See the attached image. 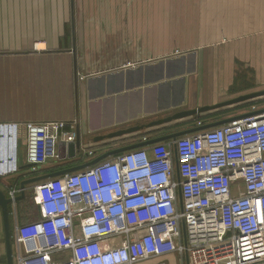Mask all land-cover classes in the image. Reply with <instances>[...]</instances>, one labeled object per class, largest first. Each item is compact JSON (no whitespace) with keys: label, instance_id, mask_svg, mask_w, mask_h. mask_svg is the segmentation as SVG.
Listing matches in <instances>:
<instances>
[{"label":"crops","instance_id":"crops-1","mask_svg":"<svg viewBox=\"0 0 264 264\" xmlns=\"http://www.w3.org/2000/svg\"><path fill=\"white\" fill-rule=\"evenodd\" d=\"M263 70L264 0H0V188L31 174L18 124L76 120L95 154L70 166L151 150L251 110L258 99L158 123L264 89Z\"/></svg>","mask_w":264,"mask_h":264},{"label":"built area","instance_id":"built-area-1","mask_svg":"<svg viewBox=\"0 0 264 264\" xmlns=\"http://www.w3.org/2000/svg\"><path fill=\"white\" fill-rule=\"evenodd\" d=\"M263 109L34 183L39 217L15 213L14 264H264ZM18 127L32 174L95 154L76 120ZM5 192L15 212L21 186Z\"/></svg>","mask_w":264,"mask_h":264},{"label":"water","instance_id":"water-1","mask_svg":"<svg viewBox=\"0 0 264 264\" xmlns=\"http://www.w3.org/2000/svg\"><path fill=\"white\" fill-rule=\"evenodd\" d=\"M263 97H264V89L260 90V91H256V92H252V93L241 95L239 97L233 98V99L228 100V101H224V102L216 104L214 106H205V107H200V108H197V109H194V110L183 111V112L177 113L173 117H169V118L163 119L162 121H158V123L167 122V121H170L172 119L181 118V117H185V116H189V115L199 114V113H202V112H205V111H208V110L221 108V107H224V106L237 105V104H240V103L253 101V100H256V99H259V98H263ZM263 111H264V109H263ZM247 115L248 114H243V115H240L238 117H231V118L225 119L223 121H220L219 123H215L212 126H219V125L225 124L227 122H230V121H232V120H234L236 118H240V117L247 116ZM209 127H211V126H209ZM126 132H130V131H120L118 133H113V134H111L108 137L122 135V134H124ZM179 135L180 134L172 135V138L173 137L176 138ZM75 144L78 147H80L79 146L80 143H79L78 137L76 139V143ZM131 149H133V148L132 147L131 148L128 147V148H125V149H119V150L113 151V153L103 154V155L97 157L96 159H94V160H92L90 162H87L85 164L68 167V168H65V169H62V170H58V171L46 173L44 175H40V176H37V177H33V178H30V179H26V180L21 182L20 186L22 188V193H21L20 196L15 198V201L18 202V201L22 200L23 198H25V196H26V188L30 184L32 185V184H34V183H36V182H38L40 180H44V179H47V178L59 176V175L65 174L67 172H74V171H77V170L84 169L86 167H89V166H92V165L96 164L97 162H99V161H101L103 159H106L107 157H109L112 154L121 153V152H124V151H127V150H131ZM12 202H13V199L7 197L6 192L3 189L0 188V206H1V209H2L3 224H4V231H5V244H6L7 264H14L13 245H12V226H11V216H10L11 215L10 205L12 204ZM184 233H185V231H184Z\"/></svg>","mask_w":264,"mask_h":264},{"label":"rangeland","instance_id":"rangeland-1","mask_svg":"<svg viewBox=\"0 0 264 264\" xmlns=\"http://www.w3.org/2000/svg\"><path fill=\"white\" fill-rule=\"evenodd\" d=\"M263 75H264V70H263ZM245 76H247V75H245ZM257 101L258 102L256 103V106L258 108H261V109L264 108V97L258 99ZM21 154H22V159H23V161L21 162L22 166H28L27 154L25 153V147L23 146V144L21 146ZM89 158H91V157L86 155L83 159L86 160V159H89ZM77 163H79V162H77ZM38 174L44 175L45 171L40 170V172ZM40 175L32 174V173L31 174H27L26 173L22 177V181H24L26 179L33 178V177H37V176H40ZM11 211H12V213L10 215L11 216V221H13V219L15 217V213H17V215L19 216L20 222H23V223L34 221V220H36L39 217L37 205L35 203V194H34V190H33V187H32L31 184L27 186V188H26V196H25L24 200H22V201H20L18 203V205L16 207V211L14 212V209H12ZM13 249H14V247H13Z\"/></svg>","mask_w":264,"mask_h":264},{"label":"flooded vegetation","instance_id":"flooded-vegetation-1","mask_svg":"<svg viewBox=\"0 0 264 264\" xmlns=\"http://www.w3.org/2000/svg\"><path fill=\"white\" fill-rule=\"evenodd\" d=\"M64 169L63 167L56 168V171Z\"/></svg>","mask_w":264,"mask_h":264},{"label":"trees","instance_id":"trees-1","mask_svg":"<svg viewBox=\"0 0 264 264\" xmlns=\"http://www.w3.org/2000/svg\"><path fill=\"white\" fill-rule=\"evenodd\" d=\"M22 200H24V198H23ZM22 200H20V201H22ZM20 201L17 202V205H18V203H19ZM11 210H12V209H11V206H10V212H12Z\"/></svg>","mask_w":264,"mask_h":264}]
</instances>
